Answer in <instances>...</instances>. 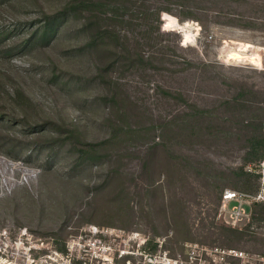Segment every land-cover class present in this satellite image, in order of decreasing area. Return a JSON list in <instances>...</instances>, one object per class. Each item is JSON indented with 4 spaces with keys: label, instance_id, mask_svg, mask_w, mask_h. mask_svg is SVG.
Segmentation results:
<instances>
[{
    "label": "rangeland",
    "instance_id": "1",
    "mask_svg": "<svg viewBox=\"0 0 264 264\" xmlns=\"http://www.w3.org/2000/svg\"><path fill=\"white\" fill-rule=\"evenodd\" d=\"M255 132L264 0H0V264L264 253Z\"/></svg>",
    "mask_w": 264,
    "mask_h": 264
},
{
    "label": "built area",
    "instance_id": "2",
    "mask_svg": "<svg viewBox=\"0 0 264 264\" xmlns=\"http://www.w3.org/2000/svg\"><path fill=\"white\" fill-rule=\"evenodd\" d=\"M176 25H179L178 28L183 27L180 23H177ZM191 26L195 28L196 32H198L199 27H201L197 21L193 20L191 21ZM197 34L199 33H196V35ZM196 35L194 36L195 38ZM233 200L235 201V205L232 206L233 215L241 218L242 215L245 214L243 204L247 200L264 201V185L258 192L254 194H249L247 192L233 188H226L223 192L222 205L227 207L228 203ZM99 240L102 241L101 239ZM97 241L98 240L95 239V242ZM202 250V254L199 256L194 251H192L187 256H185V258L178 254L171 255L167 251H164L162 254L149 251L148 254L151 255V258H153V256L164 255L163 257L167 258L168 263L172 264H264V253H250L239 249L238 247H222L221 249L216 247L215 252L212 253L211 251L209 254H206L208 250L207 248L203 247ZM62 251L63 253H67V255H69L68 249L65 248ZM120 258L130 260L132 258V254L131 252H123L120 255ZM32 262L33 260L29 261L27 264H31Z\"/></svg>",
    "mask_w": 264,
    "mask_h": 264
},
{
    "label": "trees",
    "instance_id": "3",
    "mask_svg": "<svg viewBox=\"0 0 264 264\" xmlns=\"http://www.w3.org/2000/svg\"><path fill=\"white\" fill-rule=\"evenodd\" d=\"M57 19H53V23L51 24L52 26L55 25L57 23ZM255 129H258L257 127H255ZM261 133V134H260ZM259 134L257 132H255L253 135L249 136L248 141H249V155L247 157V160L249 161H262L264 160V132H260ZM260 203H264V201L262 202H258V204ZM226 229H228L229 231H237L238 228H234V227H230V226H225ZM151 241L149 240L148 243H150Z\"/></svg>",
    "mask_w": 264,
    "mask_h": 264
},
{
    "label": "bare ground",
    "instance_id": "4",
    "mask_svg": "<svg viewBox=\"0 0 264 264\" xmlns=\"http://www.w3.org/2000/svg\"><path fill=\"white\" fill-rule=\"evenodd\" d=\"M257 56H258V53H257ZM260 58H261V55H260V56H258V60H260Z\"/></svg>",
    "mask_w": 264,
    "mask_h": 264
}]
</instances>
